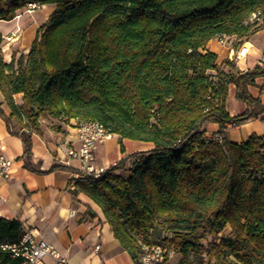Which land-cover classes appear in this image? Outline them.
<instances>
[{"label":"trees","instance_id":"obj_1","mask_svg":"<svg viewBox=\"0 0 264 264\" xmlns=\"http://www.w3.org/2000/svg\"><path fill=\"white\" fill-rule=\"evenodd\" d=\"M29 3L54 6L47 24L27 54L4 63L0 49L9 110L0 116L22 140L25 167L35 171L28 159L41 117L56 131L75 119L151 143L96 178L72 181L134 264L143 245L166 250L159 264L173 254L177 264H264V139L234 144L223 136L218 144L201 129L215 123L223 135L264 120L260 98L248 91L264 69L242 72L229 60L218 66L205 50L212 38L250 33L261 22L250 17L264 18V0H0V20ZM229 86L246 105L235 117L225 109ZM21 236L18 221L0 218V264H22L2 247Z\"/></svg>","mask_w":264,"mask_h":264},{"label":"crops","instance_id":"obj_2","mask_svg":"<svg viewBox=\"0 0 264 264\" xmlns=\"http://www.w3.org/2000/svg\"><path fill=\"white\" fill-rule=\"evenodd\" d=\"M21 10L10 21L0 20V49L4 63L11 61L12 54L16 57L27 54L54 6L41 5L29 14ZM205 50L216 55L218 66L229 60L242 72L256 67L264 69V18L246 36H227L223 42L217 37L212 38ZM239 53L242 57L234 60ZM248 91L252 97L260 98L264 108V78H256ZM16 98L20 100V95ZM225 109L232 117L246 110V105L236 99L233 86L228 87ZM7 110L0 92V111L7 116ZM43 121L41 132L31 136L28 163L35 170L31 171L24 165L22 140L8 132L0 116L2 148L6 157L13 161L10 174L0 176V218L18 221L22 230L37 229L44 241L70 264H134L113 237L101 210L84 194L74 193L72 181L83 171L79 160L67 155V149L79 144L78 121L71 119L59 125L58 131L51 128L49 119ZM201 129L205 135L218 133L215 123H205ZM252 135L264 139V120L260 117L250 118L223 134L225 140L234 144L246 142ZM152 148L151 143L120 140L112 134L108 139L98 140L93 165L105 170L132 153ZM52 165L58 168L49 171ZM44 264H53V259L46 256Z\"/></svg>","mask_w":264,"mask_h":264},{"label":"built area","instance_id":"obj_3","mask_svg":"<svg viewBox=\"0 0 264 264\" xmlns=\"http://www.w3.org/2000/svg\"><path fill=\"white\" fill-rule=\"evenodd\" d=\"M27 6V12H33L38 5L29 3ZM250 21L260 22L261 18H258L256 14H253ZM225 37H219L218 40L223 42ZM242 53L237 54L234 60H239L242 57ZM77 140L78 146L68 147L67 155L70 158L77 159L81 163V169L83 173L81 175H88L98 177L104 170L97 169L93 165L94 150L96 148L98 140L104 138H110L111 134L97 122H80L77 127ZM208 138L221 144L223 141V135L221 134H209ZM13 161L8 159L4 154L0 140V176L6 177L10 174ZM3 248H8L12 252L13 257H19L22 264H44V258L50 256L53 259V264H70L66 258H63L56 253L39 235L37 229H25L22 230V236L20 240L10 246L4 245ZM140 261L141 264H159L162 262L163 255L166 252L159 246L148 247L142 246ZM171 255V253H169Z\"/></svg>","mask_w":264,"mask_h":264},{"label":"rangeland","instance_id":"obj_4","mask_svg":"<svg viewBox=\"0 0 264 264\" xmlns=\"http://www.w3.org/2000/svg\"><path fill=\"white\" fill-rule=\"evenodd\" d=\"M35 10H36V9H35ZM21 11H22V12H26L27 14L32 13V12H27V6L24 7ZM47 22H48V20H47V21L45 20V22H44L43 25L47 24ZM43 25H42V26H43ZM15 100H16V103H17V104H20L21 101L18 100V98H16ZM6 114H7V116H8V114H9V110L6 111ZM45 119H47V118H45V117H44V118L41 117V118L39 119V122L42 123V124H45V122L43 121V120H45ZM47 120H48V119H47ZM9 121H10V125H11V127H12V131L18 133V131H19V125L14 121V119H9ZM51 125H52V123H51ZM122 172H123V171H119V173H122ZM228 233H229L228 229H225V230H223V231L220 233V235H221V236H227ZM166 235H167V234H162V237H161V238L165 237ZM178 261H179V256H178L177 254H173V255L169 258L168 263H169V264H177Z\"/></svg>","mask_w":264,"mask_h":264}]
</instances>
